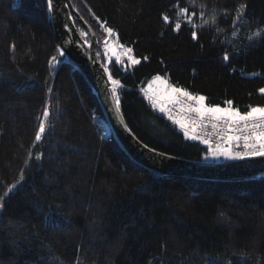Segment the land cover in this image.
Instances as JSON below:
<instances>
[{
    "label": "trees",
    "instance_id": "obj_1",
    "mask_svg": "<svg viewBox=\"0 0 264 264\" xmlns=\"http://www.w3.org/2000/svg\"><path fill=\"white\" fill-rule=\"evenodd\" d=\"M191 2L73 0L97 35L101 61L121 80V111L139 140L178 158L227 161L187 139L142 89L159 74L209 104L264 106V33L249 39L264 29V0H194L209 21L197 40L182 18L179 32L162 19L178 18L177 5ZM241 4L246 23L233 36ZM100 22L139 65L126 61L125 71L115 57L108 63ZM59 48L45 0H0V197L22 181L0 210V264H264V174L207 182L141 167L113 137L88 78ZM52 56L63 62L51 65ZM46 105L51 115L36 142Z\"/></svg>",
    "mask_w": 264,
    "mask_h": 264
},
{
    "label": "snow or ice",
    "instance_id": "obj_2",
    "mask_svg": "<svg viewBox=\"0 0 264 264\" xmlns=\"http://www.w3.org/2000/svg\"><path fill=\"white\" fill-rule=\"evenodd\" d=\"M47 11L49 14L54 13L56 8L55 0H45ZM246 5L241 4L236 10L232 21V35H237V24L246 23L244 19ZM179 17L170 19L167 14L162 16L164 22L173 24L174 30L179 32L181 30V18L185 22V27H191L194 29L191 32L193 40H197L199 29L202 31L209 25L208 20H204L205 13L200 11L197 14L194 0L184 7L177 5ZM93 16L95 14L93 13ZM200 18L202 23L197 25L195 20ZM99 21V17H96ZM73 23H76L73 20ZM101 27L104 29L107 38L104 41V55L108 58V63H113V57L115 61L123 66V70H127V64L132 66L139 65L141 60L137 58L133 53L131 47H125L120 43H112L111 38L117 37L118 34L114 32L113 28L107 26L105 22H100ZM211 23H215V16L211 18ZM219 31V29H217ZM264 33V29H258L249 37L251 40L253 37H259ZM82 37H87L88 33L84 30H80ZM84 43L89 48L92 45L84 40ZM14 48V45L12 46ZM59 57L65 56V49H58ZM100 55L99 52L95 54L93 59ZM232 57L227 51L222 55V60L227 63ZM147 60V57H144ZM127 61V64H126ZM63 61L58 59L57 56H52L49 63L53 66L61 64ZM104 73H106L107 81L111 85V100L114 102L115 109L119 113L121 111V99L118 89L122 88L121 80L113 78V73L108 67H104ZM51 91V89H49ZM261 94H264V87L258 89ZM144 97L148 100L149 104L158 109L160 113L166 114L167 118L178 126L182 130L183 135L189 140H196L202 142L207 146L212 158L225 157L228 159H244L246 157H264V106H249L244 112H241L237 107L233 105L232 100L224 102L225 106L220 104H209L208 97L202 94H197L190 91L188 88L178 86L175 83L170 82L169 78L162 75H155L147 87L142 89ZM174 110L179 112V115H174ZM51 115L50 108L46 105L42 111V118L38 125V131L35 134V141L40 142L46 133V124ZM126 131L130 136L137 140V143L141 144L144 149L149 153L157 154L161 157L169 158L165 153H157V149L150 147L146 143H142L139 138L135 137L131 128H128L124 124ZM212 130L211 136H215L219 139L220 143L215 144L213 139L208 133V129ZM243 141L244 152L233 151L234 146H239V143ZM208 158V157H205ZM22 175V174H21ZM22 181L18 180L13 183L8 189L5 196L0 197V210L5 207V199L8 193H12L17 189L18 185Z\"/></svg>",
    "mask_w": 264,
    "mask_h": 264
},
{
    "label": "water",
    "instance_id": "obj_3",
    "mask_svg": "<svg viewBox=\"0 0 264 264\" xmlns=\"http://www.w3.org/2000/svg\"><path fill=\"white\" fill-rule=\"evenodd\" d=\"M55 2L56 8L51 17L58 43L65 49L66 56L73 60L88 78L97 94L113 137L130 159L151 172L198 181L242 182L264 174V157L204 162L168 154L166 155L169 158H165L144 149L126 131L124 124L128 128L129 126L122 111L118 113L115 109L114 102L111 100V85L104 73L105 65L99 56L93 59L99 45L97 35L77 11L73 0H55ZM73 20L88 33L86 38L80 35V30ZM85 39L92 45L91 48L84 43ZM157 153L162 152L157 151Z\"/></svg>",
    "mask_w": 264,
    "mask_h": 264
},
{
    "label": "built area",
    "instance_id": "obj_4",
    "mask_svg": "<svg viewBox=\"0 0 264 264\" xmlns=\"http://www.w3.org/2000/svg\"><path fill=\"white\" fill-rule=\"evenodd\" d=\"M155 109V108H154ZM155 110H157L158 111V109H155ZM159 112V111H158ZM160 113V112H159ZM160 114H162L164 117H166L167 118V115L166 114H163V113H160ZM174 115H179V112L177 111V110H174V113H173ZM168 119V118H167ZM169 120V119H168ZM170 121V120H169ZM172 124H173V122L172 121H170ZM176 126V125H175ZM177 128H179L178 126H176ZM182 131V130H181ZM208 133H209V135L211 136V133H212V130L209 128L208 130ZM211 138L213 139V141H214V143L215 144H219L220 143V141H219V139L217 138V137H215V136H211ZM233 151H236V152H244L245 151V149H244V147H243V141H241L240 143H239V146H234L233 147Z\"/></svg>",
    "mask_w": 264,
    "mask_h": 264
},
{
    "label": "rangeland",
    "instance_id": "obj_5",
    "mask_svg": "<svg viewBox=\"0 0 264 264\" xmlns=\"http://www.w3.org/2000/svg\"><path fill=\"white\" fill-rule=\"evenodd\" d=\"M111 42L112 43H115L114 41H113V39H111ZM130 65V64H129ZM131 66V65H130ZM170 80V79H169ZM151 81V80H150ZM149 81V82H150ZM171 82V81H170ZM148 84V83H147ZM147 84H146V86H145V88L147 87ZM222 157V156H221ZM222 159H224V160H236V159H228V158H225V157H222Z\"/></svg>",
    "mask_w": 264,
    "mask_h": 264
}]
</instances>
